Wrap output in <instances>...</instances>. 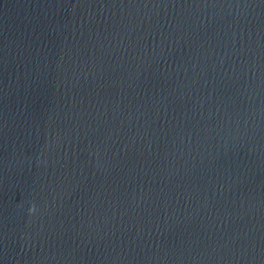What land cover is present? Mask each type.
I'll use <instances>...</instances> for the list:
<instances>
[{"label": "water", "instance_id": "obj_1", "mask_svg": "<svg viewBox=\"0 0 264 264\" xmlns=\"http://www.w3.org/2000/svg\"><path fill=\"white\" fill-rule=\"evenodd\" d=\"M0 264H264V0H0Z\"/></svg>", "mask_w": 264, "mask_h": 264}]
</instances>
